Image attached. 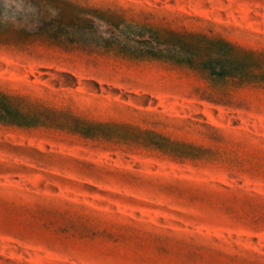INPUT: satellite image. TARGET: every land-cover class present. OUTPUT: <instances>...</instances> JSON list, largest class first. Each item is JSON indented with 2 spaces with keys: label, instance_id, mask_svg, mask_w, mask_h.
Listing matches in <instances>:
<instances>
[{
  "label": "rangeland",
  "instance_id": "obj_1",
  "mask_svg": "<svg viewBox=\"0 0 264 264\" xmlns=\"http://www.w3.org/2000/svg\"><path fill=\"white\" fill-rule=\"evenodd\" d=\"M0 264H264V0H0Z\"/></svg>",
  "mask_w": 264,
  "mask_h": 264
}]
</instances>
